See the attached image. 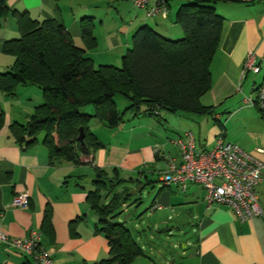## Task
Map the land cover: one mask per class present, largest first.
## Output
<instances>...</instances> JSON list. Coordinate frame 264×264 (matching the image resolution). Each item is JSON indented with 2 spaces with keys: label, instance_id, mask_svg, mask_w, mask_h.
<instances>
[{
  "label": "crops",
  "instance_id": "obj_1",
  "mask_svg": "<svg viewBox=\"0 0 264 264\" xmlns=\"http://www.w3.org/2000/svg\"><path fill=\"white\" fill-rule=\"evenodd\" d=\"M121 1L125 0H7V4L9 9L27 11L35 19H55L63 23L73 42L81 47L80 19L92 17L96 46L86 50V54L94 64H118L129 45L130 34L142 24L150 25L167 37L181 36V28L174 22L173 15L184 0H175L173 8L168 0L170 8L166 17L148 16L145 11L146 15H142L139 11L129 17L126 25L106 24L102 15L108 16L113 10L119 13L114 5L119 6ZM107 8L108 11L103 12ZM216 9L225 21L209 66L211 88L201 97V103L211 107L208 116L215 139L210 146L199 138L195 144L200 149H210L222 134L224 140L239 144L264 162V153L257 152L259 147H264V116L256 106L243 101L264 79V0L218 2ZM18 35L16 20L9 14L0 26V72L9 70L14 61L11 54L3 52V43ZM247 52L256 54L259 72L242 73ZM40 91L35 85H26L19 86L13 96L0 94V211L3 215L0 227L8 236L25 238L30 230L38 231L53 264H92L107 258V240L97 231L98 217L87 200L89 191L94 190L95 172L102 169L111 177L132 178L127 185L135 188L150 179L160 182L151 211L182 204L194 214L193 245L182 264H264V214L240 220L227 205L208 206L204 190L196 182H189L185 190L176 185H164L161 175L168 168L169 158L180 163L179 149L172 157L163 155L169 147L167 142L162 144L163 151L156 150L152 141L145 138V122H137L141 115L131 113L126 120L128 124L121 122L115 128L92 118L90 131L102 146L81 154L78 164L61 159L50 161L41 135L29 145L16 142L10 125L27 123L34 107L42 102ZM182 137L184 132L179 138ZM171 142L175 144V140L170 139ZM117 189L121 190V186ZM256 189L264 210V172ZM129 191L133 192L130 188ZM22 193L29 197L27 208L12 205L13 198ZM47 207L52 230L45 231L42 222ZM117 220L123 221L120 215ZM148 258L150 264H159ZM27 261L33 264L28 256L0 242V264Z\"/></svg>",
  "mask_w": 264,
  "mask_h": 264
},
{
  "label": "trees",
  "instance_id": "obj_2",
  "mask_svg": "<svg viewBox=\"0 0 264 264\" xmlns=\"http://www.w3.org/2000/svg\"><path fill=\"white\" fill-rule=\"evenodd\" d=\"M242 1L184 0L173 15L181 28L180 38L167 37L142 24L130 36L120 66H116L94 64L86 54L96 46L92 17L80 19L81 47L63 23L35 19L27 11L9 9L7 0H0V26L10 14L19 32L18 37L3 43V52L11 54L14 61L9 70L0 72V94L13 96L19 86L26 85H35L42 93V102L34 107L27 123L10 125L16 142L29 145L41 135L50 161L78 164L81 154L102 146L90 131L92 118L115 128L126 112L158 116V109H165L184 117L209 114L211 107L203 105L201 97L211 88L209 66L225 21L216 4ZM167 6L170 8L168 0ZM116 95L128 99L122 111L116 107ZM88 104L94 106L92 114L80 111ZM80 127L85 133V150L77 139ZM131 180L111 177L102 169L95 172L94 190L89 191L87 200L97 214L96 229L107 240L109 252L107 258L92 264H129L144 255L130 229L117 220L121 206L131 198L127 185ZM153 183L150 179L139 189ZM50 215L47 207L42 222L45 231L52 230Z\"/></svg>",
  "mask_w": 264,
  "mask_h": 264
},
{
  "label": "built area",
  "instance_id": "obj_3",
  "mask_svg": "<svg viewBox=\"0 0 264 264\" xmlns=\"http://www.w3.org/2000/svg\"><path fill=\"white\" fill-rule=\"evenodd\" d=\"M133 4L144 9L148 16L168 14L167 0H132ZM254 52H247L242 73L259 72ZM245 104L256 106L264 113V79L243 99ZM179 149L180 163L174 158L168 159V168L161 175L164 185H176L185 190L189 182H196L204 190V200L208 206L224 204L231 207L240 220H248L264 214L257 194V186L262 181L264 162L253 153L244 150L239 144L226 141L220 134L212 148L200 149L195 144L191 131H185L184 137L175 140ZM257 152L264 153V147ZM12 205L27 208L29 197L26 193L15 196ZM0 211V220L2 218ZM0 242L13 247L28 256L33 264H53V259L42 246L40 233L30 230L25 238L8 236L0 227Z\"/></svg>",
  "mask_w": 264,
  "mask_h": 264
},
{
  "label": "rangeland",
  "instance_id": "obj_4",
  "mask_svg": "<svg viewBox=\"0 0 264 264\" xmlns=\"http://www.w3.org/2000/svg\"><path fill=\"white\" fill-rule=\"evenodd\" d=\"M170 4L173 8L175 0H171ZM114 7L119 9V13L113 10V12L110 11L108 16L102 15L105 17L106 24L126 25L129 17L134 16L139 11L142 15H146L145 10L137 8L131 0L121 1L119 6L115 4ZM107 11L108 8L103 10V12ZM173 38L178 39L180 36ZM117 63L113 65L120 66V61H117ZM114 101L119 111H122L125 105L128 104V99L123 95H116ZM158 110L159 117L141 115V120L137 122H145V138L152 141L153 146L157 148L156 150L163 151L162 144L166 142V144H169V147L165 150L166 154H163L166 157H172L178 151L177 146L173 142L170 143V139L176 140L185 131H191L195 140L199 138L205 145H212L215 138L211 117L208 114L204 117L193 115L194 118L187 119L179 113H172L165 109ZM80 111L92 114L94 106L88 104L82 107ZM129 117H131V112H126L123 116V124H128L126 120ZM196 118H199V120H196ZM134 122L136 123V120ZM128 185L133 192L131 198L122 207L120 216L147 255L137 257L131 264H150L148 256L159 264H182L183 260L191 253L193 245L195 227L192 223L194 214L189 213L186 206L182 204L173 205L172 209L162 206L160 210L151 211L150 205L158 187L161 185L160 182H155L154 186L147 185L141 189H139V186L135 188L136 186ZM178 194L183 195V193ZM136 197H140V202H133Z\"/></svg>",
  "mask_w": 264,
  "mask_h": 264
},
{
  "label": "water",
  "instance_id": "obj_5",
  "mask_svg": "<svg viewBox=\"0 0 264 264\" xmlns=\"http://www.w3.org/2000/svg\"><path fill=\"white\" fill-rule=\"evenodd\" d=\"M84 137H85V133L82 127H80L79 129V134L77 136L78 141L81 144V147L83 148V150H85V143H84Z\"/></svg>",
  "mask_w": 264,
  "mask_h": 264
}]
</instances>
